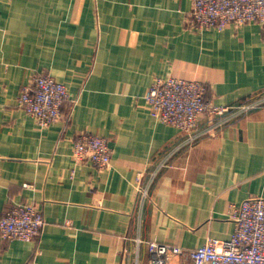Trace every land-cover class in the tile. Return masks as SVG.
<instances>
[{
    "label": "crops",
    "instance_id": "0c3cea01",
    "mask_svg": "<svg viewBox=\"0 0 264 264\" xmlns=\"http://www.w3.org/2000/svg\"><path fill=\"white\" fill-rule=\"evenodd\" d=\"M192 7L0 0V216L13 202H32L46 220L33 241L0 234V264H147L153 240L165 245L163 263L196 264L188 249L231 237L232 203L264 197V106L183 145L187 135L158 120L145 99L157 78L170 76L205 82L216 105L264 91L262 25L195 29ZM36 73L70 94L46 127L19 103ZM212 122L201 115L197 132ZM83 131L109 140V167L75 161Z\"/></svg>",
    "mask_w": 264,
    "mask_h": 264
},
{
    "label": "built area",
    "instance_id": "2783aa9c",
    "mask_svg": "<svg viewBox=\"0 0 264 264\" xmlns=\"http://www.w3.org/2000/svg\"><path fill=\"white\" fill-rule=\"evenodd\" d=\"M195 29H224L228 24L258 22L264 30V0H193L188 15ZM207 84L200 80L180 77H159L149 87L145 99L154 116L182 131L187 138L183 145L192 144L202 136L220 129L241 115L264 106V91L239 105H216L207 98ZM68 87L49 73H36L33 81L23 86L19 103L41 126H49L62 115L69 99ZM214 117L207 130L197 132L200 116ZM177 152L171 149L153 171V178L169 166ZM112 149L109 140L92 131L80 133L74 149L76 162L89 160L100 169L110 166ZM29 186V185H28ZM147 196L148 189L141 188ZM230 217L235 223L229 239L209 238L187 254L196 264H264V197H249L232 203ZM44 214L32 202H13L0 216V234L8 240L33 241L45 227ZM147 264H165L161 261L165 245L157 240L151 243Z\"/></svg>",
    "mask_w": 264,
    "mask_h": 264
},
{
    "label": "bare ground",
    "instance_id": "6f19581e",
    "mask_svg": "<svg viewBox=\"0 0 264 264\" xmlns=\"http://www.w3.org/2000/svg\"><path fill=\"white\" fill-rule=\"evenodd\" d=\"M138 213V212H137Z\"/></svg>",
    "mask_w": 264,
    "mask_h": 264
}]
</instances>
